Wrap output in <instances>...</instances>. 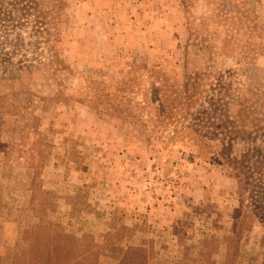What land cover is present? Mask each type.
<instances>
[{
  "label": "rangeland",
  "instance_id": "1",
  "mask_svg": "<svg viewBox=\"0 0 264 264\" xmlns=\"http://www.w3.org/2000/svg\"><path fill=\"white\" fill-rule=\"evenodd\" d=\"M58 1L45 28L0 0V264L26 230L91 264H264V0ZM216 80L229 167L183 129Z\"/></svg>",
  "mask_w": 264,
  "mask_h": 264
},
{
  "label": "trees",
  "instance_id": "2",
  "mask_svg": "<svg viewBox=\"0 0 264 264\" xmlns=\"http://www.w3.org/2000/svg\"><path fill=\"white\" fill-rule=\"evenodd\" d=\"M24 7L20 9V7H14V12L19 15L21 19L32 18L38 21V23L46 28V26L51 23L53 18L58 13V7L60 2L58 0H23ZM237 5L240 7V2H237ZM233 6L232 12H227L228 15L235 16L236 14L239 17H235L238 20H241L242 23H251L249 17L243 13H240L238 6ZM218 16H221L220 13ZM246 31H250V26L248 25ZM248 29V30H247ZM248 31V33H250ZM199 78L197 77H188L186 80V88L184 90V95L181 101H177V105L180 106L181 114H187L192 107V105L197 104L198 101H193V97L189 91V85L197 81ZM218 81V82H217ZM216 85L223 89L222 96L218 95L216 100H212L211 107L208 109L205 108L204 119L198 121V125L191 126H183V129H189V134L191 132L196 136L195 140L198 143L205 142H213L216 143L215 146L219 147L218 151H215L217 158L223 161V164L226 166H231L230 159H228V152H231L233 141L236 138H240L237 133H233L232 130H228L226 132H209L210 130H221L220 126H217V117L219 115L224 116L225 111L227 110V102L225 101L226 89L223 87L221 80H216ZM208 88H212L211 83H208ZM211 91V89H209ZM205 94L208 99V91H201L199 96ZM165 96V95H164ZM168 106V99L163 100ZM204 104H208V102H203ZM163 104V103H162ZM3 107H0V113L4 112ZM164 108L161 107L162 113H164ZM242 110H240L241 112ZM235 124V123H233ZM200 129H203L205 132L202 133ZM238 129L240 133V128H233V130ZM186 137V135H183ZM219 137V138H218ZM241 163L236 161V165L232 167L231 171L233 172V177L240 182L243 178V173L240 171ZM261 177H264L263 173H260ZM19 240L25 244V247L22 250L16 251L10 261L6 264H91L93 261L92 258L94 256V251L91 248L81 251L78 246L79 239L74 237L65 235V234H51L47 231H24ZM58 243V245H54V243ZM131 251H134L130 249ZM140 252V250H138ZM137 252V251H134ZM128 253V252H127ZM125 253V254H127Z\"/></svg>",
  "mask_w": 264,
  "mask_h": 264
}]
</instances>
